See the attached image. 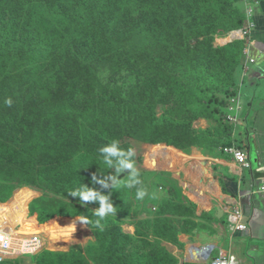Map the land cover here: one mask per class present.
I'll return each instance as SVG.
<instances>
[{
    "label": "rangeland",
    "instance_id": "rangeland-1",
    "mask_svg": "<svg viewBox=\"0 0 264 264\" xmlns=\"http://www.w3.org/2000/svg\"><path fill=\"white\" fill-rule=\"evenodd\" d=\"M56 1L6 0L5 5L9 7L12 3L17 4L20 13L19 21L25 22L27 15L38 3L53 4ZM96 1L88 0L84 3L83 0H73L70 7L77 9L82 8L83 4H87L89 16L93 19L94 25L106 29L105 38L115 41L116 50L112 54L107 53L100 57L96 62L84 63L75 52V44H68L65 49L67 54L55 56L57 61L54 69L49 63L46 64V71L51 75L47 78L49 92L42 105L51 101H67L86 110L87 101L94 100V109L103 111L104 114H116L115 123L95 122L90 125V128L97 134L100 143H102L101 140L106 144L112 140H118L125 151L128 149L134 151L135 168L142 181V184L137 187H143L146 190L145 197L142 200H137L135 198L136 188L128 189L120 186L125 183L131 170L120 173L118 178L123 180L120 181V185L116 189L113 187L111 176L115 174V168L109 169L103 162L99 163L98 160H102V157H97L100 156L99 147L93 148L89 154L93 156L97 154L94 157L97 164L89 170L86 168L82 174L91 183V188L95 187L102 193L110 194L111 200L117 208V213L110 216L117 227L133 237V251H141L151 244L158 248H165L171 257L177 259L179 264V260L182 262L183 259L181 252H184L187 247L183 244L182 237L190 236L191 233L208 231V227L201 221L203 215H194L197 205L190 198V192L193 191L188 187L190 182L187 180V176L190 167L194 166L191 162L192 157L189 156L205 153L210 149L191 145L189 140L181 141V145L145 142L140 136L142 121L140 117L134 115L136 107L153 106L157 115H162L171 109L179 99L178 93L173 90V85L181 83L197 90L200 94L213 97L211 103L213 118L210 120L199 118L193 121L190 131L210 128L213 132L227 134L229 130L227 123L239 126L243 125V118H249L250 115H247L246 112L247 107L242 105L247 99L240 96L238 110L233 111V107L237 108V104L233 100L235 98H229L230 95L220 87L219 81L203 76L194 61V59L199 60L198 57L194 58L192 54L191 56L184 54L189 46L193 48L196 43L195 39L190 42L185 39V30L197 12L190 15L187 12L188 9L180 8L176 0H109V7H103V11L100 12V6L94 3ZM241 2L238 1V5L244 10V2ZM155 13L167 14L168 22L177 30L176 36L166 33L170 40L165 46L163 43L161 44L163 37L160 33L162 32L153 33L149 30L155 19ZM76 18L80 21L81 14L76 15ZM213 37V46H222L231 41V31L222 35L216 34ZM118 55H120L119 59ZM243 64L247 71L249 67L246 66V60L243 61ZM29 89L24 81L19 86L10 87L8 85L5 92H0V113H19L23 108L27 109L29 101L26 102L28 99H24V96L30 93ZM8 99L12 101L10 106L5 103ZM263 100L264 80L260 81L255 102L259 106ZM232 112L236 116L238 112L239 122H234L229 118ZM121 114L123 116H120ZM240 120L243 123H240ZM61 138L58 135L55 139L57 143L54 145L64 146L61 149H55L51 144L48 152L40 157L35 164V171L32 175L33 185H24L26 187L15 190L8 201L0 202V206L3 205L0 207V211L6 208L10 210L0 219V222L7 220L9 227H15L16 230L21 229L22 232L37 236L47 247L44 251H84L94 237L92 230L81 221V217H56L42 223L39 219L40 215L31 211L32 203L39 198H49L48 202L64 199L62 194H57L53 185L58 159L68 160L88 151L82 141H79L74 135L68 136L65 143H60ZM241 141L237 140V142ZM13 142L14 136H11L10 132H0L2 148L12 145ZM155 146H171L174 150H158L155 149ZM174 154L186 156L184 157L185 161L173 165L175 167L173 170H168L172 166L164 156H174L175 158ZM248 154H250V150ZM5 166L11 168L14 173L17 171L10 162ZM93 176L105 181L108 187H104L101 183L94 184ZM261 184H264V180H261L260 186ZM33 215L36 216L33 219L35 220L34 227L31 226L33 229H30L28 224L24 225V220L25 222L31 220ZM16 219L23 224L15 226L19 223L16 222ZM36 256L14 257L11 264H34Z\"/></svg>",
    "mask_w": 264,
    "mask_h": 264
},
{
    "label": "trees",
    "instance_id": "trees-1",
    "mask_svg": "<svg viewBox=\"0 0 264 264\" xmlns=\"http://www.w3.org/2000/svg\"><path fill=\"white\" fill-rule=\"evenodd\" d=\"M5 1L0 0V92H5L8 85L19 86L24 81L30 93L24 96V99H28L26 102L29 101L27 109L23 108L19 113H0V132L8 131L14 136L12 145L3 148L0 145V202L8 201L13 192L26 187L24 185H33L34 166L48 152L51 144L57 143L55 139L58 135L62 137L60 143H65L68 136L74 135L88 149L68 160L58 159L53 185L57 194H62L64 199L48 202L49 198H39L32 203L31 211L40 215L42 223L56 217L87 219L89 223L86 225L92 230L94 239L84 251L42 250L37 254L34 264H178L177 259L171 257L165 248L148 244V248L133 251V237L117 227L110 215L101 220V226L96 225L98 217L93 208H99L98 202H85L82 205L79 198L68 195L69 191L82 183L91 188V183L82 172L97 164L94 158L97 154L89 155L92 149L106 145L103 140L99 142V137L90 125L95 122L115 123L116 114H104L94 109V100L87 101L86 110L67 101H51L42 105L49 92L47 78L51 75L46 71V64L49 63L54 69L57 61L55 56L67 54L65 49L68 44H75V52L86 63L96 62L107 53L112 54L116 50L115 41L106 40V29L94 25L87 4H83L82 8L71 9L73 0H57L53 4L40 2L27 15V20L20 22L17 4L6 7ZM238 1L241 0H176L180 8L188 9L190 15L197 12L185 30V39L188 42L195 39L196 43L193 48L189 46L184 54L198 57L199 60L194 61L203 76L219 81L220 87L230 95L229 98L240 94L239 71L243 70L242 58L248 43L246 39H236L214 47L213 36L240 29L246 24V14ZM94 3L100 6V12L103 7L110 5L109 0H97ZM79 14L80 21L76 18ZM167 16L165 13H155V19L149 27L153 33L162 32L163 46L170 40L166 33L175 36L177 33ZM173 90L178 93L179 99L162 115L158 116L153 106L136 107L134 115L142 121L140 136L145 142L181 145V141L189 140L191 145L202 148L233 145L234 124L227 123V134L213 132L210 128L190 131L193 121L213 118V97L200 94L181 83L173 85ZM242 131H246L244 126ZM236 144L242 147L241 143ZM63 146L54 145L55 149ZM120 147L124 150L123 146ZM155 149L174 150L171 146H155ZM8 162L17 169L15 173L5 166ZM34 221L27 220V224L34 227ZM12 261L8 260L4 264H11Z\"/></svg>",
    "mask_w": 264,
    "mask_h": 264
},
{
    "label": "crops",
    "instance_id": "crops-1",
    "mask_svg": "<svg viewBox=\"0 0 264 264\" xmlns=\"http://www.w3.org/2000/svg\"><path fill=\"white\" fill-rule=\"evenodd\" d=\"M241 3L244 4L242 11L247 12L246 20L254 24L245 38L249 46L242 60L250 56L256 62L249 63L247 71L244 66L239 71V95L247 99L242 105L247 107L250 116L243 118L244 123L240 120L243 125L234 124L233 138L234 145L238 146L236 139L242 140L238 143L244 150H250V166L241 165L232 154L224 152L223 147L206 148L210 150L189 156L194 164L187 176L188 187L193 191L190 198L197 205L194 215H203L201 221L208 231L182 237L187 247L181 252L183 263L179 260V264H212L197 256L198 249L207 245H214L225 253L232 252L241 264H264V195L259 188L264 174L258 173L264 172V100L259 106L255 102L260 81L264 80V0H242ZM249 9L252 11L248 12ZM174 155L175 158L163 155L172 166L168 170L185 161L186 156ZM235 208H241L247 215L250 226L245 232L234 233L228 227V213ZM220 251L215 252L214 257Z\"/></svg>",
    "mask_w": 264,
    "mask_h": 264
},
{
    "label": "built area",
    "instance_id": "built-area-1",
    "mask_svg": "<svg viewBox=\"0 0 264 264\" xmlns=\"http://www.w3.org/2000/svg\"><path fill=\"white\" fill-rule=\"evenodd\" d=\"M251 11V9L248 10V12ZM247 21L248 24L245 25L244 28L240 29L243 34L242 39L246 38V36L251 32V29L254 26L253 22H251L250 20ZM236 39L241 38H235V40ZM255 62V58L248 56L246 59V66H248L249 63ZM234 98L235 99L233 100L236 102L237 108L235 106L232 108V110L236 111L238 110L240 104V95ZM229 118H231L234 122L239 121L238 112L237 116L232 112V114L229 115ZM233 140V145L223 147L224 152L232 154L237 162L245 167H249L250 164L248 160V151L246 152V150H244L243 148L234 145L235 139L233 138ZM261 180H264V176L261 178ZM260 192L264 194V184H261ZM9 211L10 210L6 208L2 212H0V219L6 215L5 213H9ZM14 213H16V211H14ZM34 217L36 216L33 215L30 219H34ZM227 221L229 229L234 233L245 232L247 231V229H249L250 226L247 215L241 208H235L229 211ZM16 222H19V220L16 219ZM7 224V220H1L0 222V264H4L8 260L15 259L14 257L18 258V256L37 255L42 250L47 248L44 242L37 236H34L32 233L22 232L21 229L16 230L15 227H9ZM17 225H21V223H17L15 226ZM217 251L220 250L216 246L207 245L198 249L197 256L202 261H212V264H241L239 259L232 252L225 253L223 251H220L219 255L217 257H214V254Z\"/></svg>",
    "mask_w": 264,
    "mask_h": 264
},
{
    "label": "clouds",
    "instance_id": "clouds-1",
    "mask_svg": "<svg viewBox=\"0 0 264 264\" xmlns=\"http://www.w3.org/2000/svg\"><path fill=\"white\" fill-rule=\"evenodd\" d=\"M247 22L248 21H246L245 25L248 24ZM5 103L10 106L12 101L8 99ZM99 155L102 157L103 163L107 165L109 169L115 168V174L111 176L113 187L115 189L120 185V181L123 180L118 178L119 174L126 170H131L125 183L120 186L128 189L136 188L135 198L137 200H142L145 197L146 190L143 187H137L142 184V181L139 179V173L135 168V161L133 159L135 153L132 149L125 151L120 147L118 140H112L110 143L99 149ZM93 183H101L104 187H108L105 181L99 180L96 176H93ZM68 195L79 198V202L82 205L85 204V202H98L99 208L94 211L95 216L98 217L96 220L97 226H101V220L108 215L117 213V208L114 206L110 194L102 193L95 187L89 188L86 184L82 183L78 187L69 191ZM81 221L83 223H89V221L84 218H81Z\"/></svg>",
    "mask_w": 264,
    "mask_h": 264
},
{
    "label": "bare ground",
    "instance_id": "bare-ground-1",
    "mask_svg": "<svg viewBox=\"0 0 264 264\" xmlns=\"http://www.w3.org/2000/svg\"><path fill=\"white\" fill-rule=\"evenodd\" d=\"M231 34H232V38L231 39H235V38H243V34H242V32L240 31V29H238V30H235V31H232L231 32ZM0 207H3V206H0ZM0 212H2V211H0ZM19 223H21V222H19ZM21 224H23V223H21ZM27 225V220H26V222H25V220H24V225ZM29 228L30 229H33L31 226H29ZM36 230H39V229H36ZM45 230V229H44ZM44 230H42V231H44Z\"/></svg>",
    "mask_w": 264,
    "mask_h": 264
}]
</instances>
